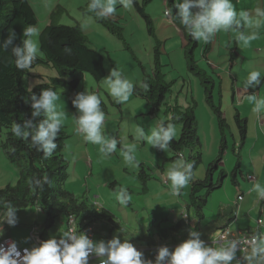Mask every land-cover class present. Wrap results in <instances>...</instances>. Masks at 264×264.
I'll return each mask as SVG.
<instances>
[{
    "label": "rangeland",
    "instance_id": "374dc122",
    "mask_svg": "<svg viewBox=\"0 0 264 264\" xmlns=\"http://www.w3.org/2000/svg\"><path fill=\"white\" fill-rule=\"evenodd\" d=\"M28 1L35 12L37 19V24L33 28L38 29V31L35 34L30 35L28 40V42H33L37 45L36 54H40L39 33L45 26L51 23L50 15L53 13L55 16L53 19L54 23L69 26L80 25L89 39L90 47L100 52L106 50L111 56V63L107 62L108 75L104 80L99 84L89 74H86L85 80L78 90L79 95L91 94L92 87L97 93L102 94V92H104L105 94V91L110 93L106 81L108 79H116V77L111 75L113 71L120 73V79L128 80L131 82L132 86H135L138 85V83H141L142 80L143 74L141 66H143L148 72L153 70V48L156 46L157 41L148 35L147 29L149 26L146 20L140 17L134 11V8L130 7L129 0H116L114 5L115 13L104 15L105 17H120L119 24L124 29L126 44L122 42V40L109 34L105 28L101 27L96 22L93 15L87 14L90 12L88 7L90 5V0ZM175 1V4L178 5L185 2V0ZM101 2L104 3L106 0H101ZM91 3H93V1H91ZM126 3H128V7H125ZM256 5L257 6H255L254 3L250 5V15H252V17L257 16L251 19V21H254V19L255 21L257 19L258 21L260 20V16L258 15L260 14V10H264L261 9L262 6H264V0L257 1ZM164 10V0H151V2L145 7V12L152 18L154 23L151 25L152 28L155 27L156 23L160 26L165 24L166 18L164 16ZM102 12L103 10L101 9L98 14L101 15ZM190 20L194 21L193 19ZM262 25L261 31L264 30V23ZM177 30L182 32L184 43L187 45L188 42L185 38L186 35L178 25ZM232 31L234 32L236 29L233 28ZM156 34L159 42L162 44L160 49L164 64L163 71L166 82L171 83V91L165 96L159 112L153 115L154 117H152L151 120H149V105L140 96L131 93L128 100L120 102L118 107L108 104L106 99H104L103 101L108 105L109 114L104 116V120L106 121L105 127L101 126L99 130L101 142L93 143L85 139L86 133L83 132L76 123L82 115L81 111L75 104L79 95L72 94L67 96L58 94L59 99L56 102L58 110L64 113V120L61 125L64 127L63 129L68 136L65 140L63 150L68 172V179L63 186L64 189L73 193L77 198H82L89 204L101 208L104 207L114 214V216L121 222L122 228L114 230L112 234L113 239H118L119 242L122 240L120 243H124L125 241L132 243L137 251L147 249L148 246H150V239L146 237H152L154 233V225H160V223H162L158 220L157 222L150 224L152 218L151 209L146 211V215L149 218L147 224H141L138 217L139 214L144 217L142 215L143 205H147L149 208H154V205L158 202H165V196L160 194L161 184L156 183L155 181L149 182L148 194L146 196L141 194L139 196L140 199L137 198V200H135L136 205L133 204L131 207H128L125 203L121 204L117 199V195L119 193L121 198H125L124 193L121 192L122 189H124L127 194L128 190L135 194L143 193V186L140 184L141 182L138 181L137 174H135L136 178L132 176V172L136 170V165L133 162L134 158L137 157L140 160L143 158L155 159V161H160L162 165L165 162L168 163L169 158L173 156L167 142L159 141L155 145L148 142V138L152 136L153 132L159 133V130H157L158 124L167 121L165 108L167 106L178 105L184 109L193 106L195 103L196 106L194 113L198 122V134L203 144V160L206 164L211 163L218 154L217 146L219 142V134L216 118L210 106L205 102L206 93L204 86L198 78L199 76H196V74L189 70L185 51L186 46H183L182 39L175 35L172 32V29H166L163 27L161 30L158 28ZM257 40L259 43L264 44V34L259 35ZM197 44V47L194 48L192 52L193 61L195 62L196 68L198 70L201 69L204 73V77H214L216 86L212 89V92L214 91L212 94L214 95L215 104H219L218 77L212 70L213 67H216L213 63H218V58L221 57L220 46L224 47V45L217 46L213 43V51L208 54V60H206L204 58L206 54L204 53L205 48H203L206 45V41L197 39ZM243 48H245V46L240 44L239 51ZM261 57H264V49L260 51L259 49L254 48L248 53L245 52L244 60L239 62V65L244 69H254L255 59ZM197 69L195 70L196 72H198ZM28 71V74L22 80V86L28 91L32 90L40 83L49 81L50 77L56 75L55 71L47 66H33L28 69ZM205 85L211 86L210 83H206ZM225 111L226 108H224V112ZM173 127L176 133L174 138H178L181 133V126L174 125ZM141 132L143 135L140 134ZM5 139L4 136L0 137V189L8 184L15 186L19 181L21 173L20 166L16 163L10 162L6 157L1 146ZM113 141H115L114 149L110 147ZM228 142L229 147L227 148L228 150L226 153L227 157H230V149L232 148V145L231 141L228 140ZM161 144L164 146L161 147ZM123 150L128 151L130 156L128 153H124ZM125 154L132 157L131 165L129 164V162L131 163V160L126 159ZM225 154L223 157H225ZM181 160L182 159H179V162ZM23 161L24 164H26L25 160ZM177 168H179V165H177L176 169ZM156 193L163 196V198L158 201H152L151 199H156L155 195L152 196ZM187 194L188 193L186 192V195ZM150 196L152 197L150 198ZM173 199L174 204L180 203V200H177L175 197H172V200ZM185 201L189 202V198L188 200L185 199ZM96 206L95 208L97 211L99 208ZM34 208L35 207H27L18 210L15 213V222L9 224L4 223L5 228H0L2 235L10 237L14 244L20 248H27L29 250L34 249V244L30 237L31 232L35 227L34 224L37 221L38 225H42L45 221L44 215H37V217L36 215H31L28 220H25L24 216L35 211ZM162 209L168 211L167 207H162ZM155 211L158 212V210ZM159 211L165 212L164 210ZM161 212L160 215L159 213L157 214L159 215L157 217L158 219H162ZM137 213L138 216L136 218ZM177 215L178 209L175 210L173 217L169 213L167 214L166 217L169 219V226L172 225V218H177ZM106 221L107 220L99 219L95 222L96 228L94 236L97 238H100V236L103 237L106 232L105 230L111 228V224ZM101 222L103 226H107V228L103 227L102 231L99 229ZM57 225L58 231L56 236L59 237L66 235L67 225L66 217L64 215L59 217ZM160 226L164 229L166 224ZM96 242L98 243L100 240H96ZM138 252L141 253L140 259L143 258L145 255L144 252ZM228 264H233V261H229Z\"/></svg>",
    "mask_w": 264,
    "mask_h": 264
},
{
    "label": "trees",
    "instance_id": "16d2710c",
    "mask_svg": "<svg viewBox=\"0 0 264 264\" xmlns=\"http://www.w3.org/2000/svg\"><path fill=\"white\" fill-rule=\"evenodd\" d=\"M91 1L89 4H92ZM150 2L151 0L135 2L134 8L138 15L146 20L149 26L148 35L157 41L153 48V70L148 72L140 65L143 74L142 80L138 85L132 86L131 93L140 96L148 103L149 115L153 116L159 112L165 96L170 93L171 83L166 82L163 71L164 64L160 49L162 44L157 38L156 27H151L152 18L145 12V7ZM190 3L189 12L196 18L203 12V9L196 3V0H190ZM99 11L100 9L97 7L91 9L87 14L93 15L96 22L109 34L125 43L124 29L121 25L98 14ZM54 18L52 13L50 15L51 23L39 33L40 54L35 55L29 66L21 68L17 63L20 56L17 55L16 50L20 49L21 55L26 54L25 42L29 40L30 35H25V29L33 28L37 24L36 14L28 0H0V137L6 138L1 146L10 162L16 163L21 168L17 184L15 186L8 184L0 189V218L5 219L8 223L11 220L13 223L18 210L27 207L39 208L45 216V221L38 231L44 242L56 238L57 223L61 215L76 217L80 231L84 227L93 226L97 220L103 219L111 224L107 235V240L111 242L114 230L122 228L121 222L107 209L100 208L96 211L93 204H89L82 198H77L63 187L68 179L67 162L63 155L65 140L68 136L64 127L62 125L58 127L51 139V143L55 147L47 152L42 143L33 139L40 125L43 124L47 127L45 122H51L45 109H39V115H33L37 111L33 104L40 100L44 91L67 96L79 95L78 90L85 80V75L89 74L100 84L108 75L107 62L111 63V56L106 50L100 52L90 47L89 39L80 25L56 24ZM174 23L186 35L188 44L185 45V51L189 70L199 76L198 78L204 86L205 102L215 115L220 136L218 154L207 165L206 177L203 180H196L193 177L194 171L203 161L198 122L194 113L196 104L184 109L178 105H166L167 121H164L161 127L167 129L169 125L181 126L179 137H173L167 141L173 154L169 161H177L183 157L190 185L189 202L186 203L185 210L189 214L191 209L196 217L202 219L207 198L212 191L219 187L221 178L225 177V173L222 170L218 171V167L227 149L228 124L220 105L215 104L212 100L213 82L211 77H204V73L201 69L196 68L193 61L192 52L198 44L192 34V25L183 23L182 17L178 16L176 12L174 13ZM206 35L208 39L204 46V53L207 54L212 46V36L211 33H206ZM38 65L53 69L56 75L28 91L22 86V80L28 74V69ZM196 69L198 72L195 71ZM206 83H210L211 86L205 85ZM92 88L91 94L96 95L100 100L99 109L104 115L109 114L108 105L103 101L104 99L108 104L119 106V103L116 99L111 98L108 91L101 94ZM235 123L239 130L240 141H243L246 135V120L240 119L236 114ZM14 126L18 127L19 135L13 130ZM25 133L27 135H24ZM217 171L218 181L215 183L214 177ZM237 173L236 168L233 171V179ZM137 179L141 182L143 189H148L147 184L152 177L149 173L141 170L137 174ZM126 204L128 207L132 206L130 202ZM153 223L152 218L150 224ZM198 225L195 230H191L182 219H179L169 227L160 228L159 236L165 237L171 233L179 232H188L192 235L199 231Z\"/></svg>",
    "mask_w": 264,
    "mask_h": 264
},
{
    "label": "crops",
    "instance_id": "0c3cea01",
    "mask_svg": "<svg viewBox=\"0 0 264 264\" xmlns=\"http://www.w3.org/2000/svg\"><path fill=\"white\" fill-rule=\"evenodd\" d=\"M167 0H164V2ZM257 1L263 0H229V3L233 6V11L235 12L234 22L227 26V28H217L214 29L211 33L212 36V45H224L221 47V57L218 58V63H213L216 67H213L214 74L218 77V87H219V98L218 102L223 110V116L228 124V140L231 141L232 148L230 149V157H227L226 149L225 157L224 154L222 156V161L218 167V171L222 170L225 173V177L221 178L220 185L217 189L212 191V193L207 198L206 205L203 209L202 219L196 217L192 210H189L188 214V223H184L189 226V229L195 230L196 225H198L199 231H197V236L191 235L188 232H179V233H171L165 237H160V225L166 224L168 225L169 219L166 217L169 213L172 215L175 213V210L178 209L177 218H172V224L174 222L181 219L180 214L184 213V206L186 205L189 194H190V185L187 184V187L179 189V192H173L171 181L168 180L167 174L170 170L181 171L187 175L186 167L184 166V161H169L165 162L161 165L160 161H155L152 159H142L134 158L133 162L136 165V170L132 172V176L135 177V174H138L139 171L144 170L149 173L152 179L149 181H155L156 183L161 184L160 194L165 196V202H158L154 205V208H149L147 205H143L142 215L138 213L136 214L139 217V222L141 224L148 222L149 218L146 215V211L151 209L152 218L154 223L159 220L162 223L160 225H154V233L153 236L146 237L149 238V245L147 249H141L138 251L144 252V257L141 258V262L149 258H154L159 254V250L161 248H167L169 253L175 250V246H179L181 243L187 240H199L201 243L206 240L214 237L217 232L231 229L234 233H239L243 231H253L258 236V241L254 246L249 247L246 253L242 256V261L240 264H264V252L255 251L254 249H258L261 246V243L264 242V195L261 192H264V57L255 59V68L254 69H244L239 65V62L244 60L245 52L252 51L254 48L259 49L260 51L264 49V44L259 43L257 37L261 34H264V30L261 31V26L264 23V10H260L259 21L258 19L255 21H251V19L257 17L250 15V5L255 4ZM199 4V0L196 1ZM205 4L210 2L209 0H204ZM174 9V7H171ZM261 9H264L262 6ZM243 14V15H242ZM190 19H193L190 17ZM194 20V19H193ZM156 33L158 28L161 30L163 27L166 29H172V32L179 36L182 39L183 46L185 45L182 32L177 30V26L175 24H171L169 20L165 21V24L160 26L159 24H155ZM235 28L236 31H232ZM243 36L245 40L248 41L247 44H244L241 41L240 37ZM254 37V38H253ZM217 43V44H216ZM240 44H243L245 48L239 51ZM213 47L211 46L210 51L205 54L204 58L208 60V54L212 53ZM204 48V47H203ZM243 56H241V55ZM213 66V65H211ZM215 68V69H214ZM243 68V69H241ZM251 71H259L261 75L259 76V82H247V77ZM211 77V81L213 82V88L216 86V82L213 76ZM214 92V91H213ZM212 92V93H213ZM249 97H254L253 100L249 101ZM212 100L214 101V95L212 94ZM215 103V101H214ZM224 108L226 111L224 112ZM256 109L253 111V109ZM238 114L239 118H243L246 120V135L243 141H240V134L238 127L235 123V115ZM154 116H150L149 120ZM164 122H161L157 126V130H160L161 125ZM215 139V136H214ZM219 142L217 146V150H219L220 145V136H218ZM201 148L203 147L201 141ZM229 147V142L227 143V148ZM216 150V151H217ZM124 153H130L126 150H123ZM218 152V151H217ZM203 154V152H202ZM156 157V156H155ZM132 158V157H131ZM203 159V156H202ZM131 163L132 164V159ZM209 164V163H208ZM204 160L201 165L194 171V178L196 180H203L206 177V168L207 165ZM177 165L179 168L176 169ZM143 168V169H142ZM237 168L238 173L235 175V179H233V171ZM218 171L215 174L214 182L218 181L217 175ZM253 179H249V177ZM136 178V177H135ZM235 181V183H234ZM148 182V184H149ZM116 183V182H115ZM148 189H142L143 193H134L130 192L127 195H130L131 199L125 198L126 202H130L136 205L135 200L140 199L139 196L142 194L143 196L147 195L149 192ZM259 184L260 188L254 189V185ZM186 192L188 193L186 195ZM158 193V192H157ZM155 195L156 199H151L152 201H158L163 196L160 194ZM150 196V198L152 197ZM188 196V197H187ZM175 197L177 200H180V203L174 204ZM241 197V198H240ZM147 199V198H146ZM146 201V200H145ZM146 203V202H144ZM96 206V205H94ZM99 209L101 207L96 206ZM162 207H167L166 209H162ZM104 208V207H103ZM35 211L30 214H26L24 216L25 220H28L31 215L37 217V215H43L42 212L36 208ZM193 209V208H192ZM155 210H158L156 212ZM159 210H164L165 212H161ZM162 219H158L157 217L160 215ZM159 213V215H157ZM155 216V218H154ZM164 217V218H163ZM151 218V219H152ZM200 219V220H199ZM262 219V223L258 224V220ZM199 220V221H198ZM15 222V219H14ZM107 222V221H106ZM4 223H8L3 218H0V228H5ZM37 228H40L42 225H38L37 221L34 224ZM33 225V226H34ZM32 226V227H33ZM107 228V226H103L102 222L99 226V229ZM92 228V239L90 246L96 255L104 256L108 251L110 242L107 240V235L109 228L105 230L103 237L97 238L94 236L95 234V223L91 227ZM63 236H59L53 239V241H60ZM82 235H79L81 237ZM113 237V235H111ZM84 237V236H83ZM96 237V238H94ZM1 238H10L2 235L0 232ZM96 240H100V242H96ZM122 241V240H121ZM120 241V242H121ZM132 244V243H130ZM94 245V246H93ZM103 246L106 251L101 253L98 251V248ZM205 245H202L204 248ZM206 248V247H205ZM204 248V249H205ZM147 257V258H146ZM170 257L166 256L163 260H169ZM99 260V258L94 261Z\"/></svg>",
    "mask_w": 264,
    "mask_h": 264
},
{
    "label": "clouds",
    "instance_id": "9594fccd",
    "mask_svg": "<svg viewBox=\"0 0 264 264\" xmlns=\"http://www.w3.org/2000/svg\"><path fill=\"white\" fill-rule=\"evenodd\" d=\"M92 1L93 3L88 6L89 10L98 7L100 11L101 9L103 10V12L101 13V15L103 16L105 14L115 13L114 5L116 3V0H106V2L104 3H102L101 0ZM141 1L142 0H129L130 7L134 8L135 2ZM175 2V0H167L164 2V16L166 20H169L171 24H174V13L176 12L178 16L182 17L183 23L192 24V34L198 40L206 41L208 39L206 33H212L214 29L221 27L227 28L228 25L234 22L238 23L237 21H234V17L236 14L233 11V6L231 5V3H229V0H210V2L207 4H205L204 0H199V6L203 9V12L201 14H198L195 19L189 12V8L191 6L190 0H185L183 4L179 5L175 4ZM172 6L174 7V9L171 8ZM125 7H128V3L125 4ZM134 11L137 13L135 8ZM190 17H192L194 21L190 20ZM106 18H108L109 20H113L114 22H120V17L118 16H111ZM37 31L38 29H34L31 27L26 28L25 35L27 36L35 34ZM240 39L244 44L248 43V41L245 40L243 36H241ZM25 45V55H21L20 49L16 50L17 55L20 56V59L17 63L21 68L29 66L37 53V45L35 43L26 41ZM111 75L113 77H116V79L114 80L108 79L106 81L111 96L116 98L117 103L127 101L132 90L131 82H129L128 80L120 79V73L117 71H113ZM260 75L261 73L259 71H251L247 77V82L251 83L255 81L258 83V78ZM58 99L59 96L56 92L44 91L40 100L33 104V107L37 109V111L34 112L33 115H39V109H45L49 114V120L51 121L45 122L47 124V127H45L43 124L40 125L36 135L33 137L35 141L42 143L43 148L46 152L55 147V145L51 143V139L64 120V113L58 110V105L56 103ZM248 99L249 101H251L254 99V97H249ZM75 104L82 113L76 123L83 130V132L86 133L85 139L93 143H100L101 137L99 135V130L101 126L105 127L106 121L104 120V116L107 115H104L99 109L100 100L94 94L79 95L77 97V100L75 101ZM255 110L256 109L254 108L253 111ZM13 130L18 135L20 134L18 127L14 126ZM140 134L143 135L142 132ZM175 134L176 133L174 127L172 125H169L167 129L161 128L159 130V133L153 132L152 136L148 138V142L152 145H155L159 141L167 142L172 139ZM24 135L27 134L25 133ZM163 146L164 145L161 144V147ZM110 147L114 149L115 141L112 142ZM125 156L126 159H131V157L127 156V154H125ZM180 159L183 160V157H180ZM167 178L171 181L172 191L176 193L179 192V189L187 186L189 180V177L185 175V173L176 170H170L167 174ZM259 188V184L254 185V189L258 190ZM121 192L124 193V197L126 199H131L130 195H127L124 189H122ZM261 194L264 195V192H261ZM125 198H121V195L118 193L117 199L121 204L125 203ZM36 209L40 210L39 208ZM183 214H187L188 216V213L185 211L184 213L180 214L181 219L185 223H188V220H185L183 218ZM68 216H66V225ZM9 223H12V221L9 220ZM34 229H36L37 236L43 241V244L35 250H30L31 253L25 257L26 264H82L83 259L86 257L85 249L87 247H90L89 242L83 236L79 237V239H76L74 244H72L71 246L65 245L64 252L61 254L58 251V247L55 241L48 240L44 242V240L38 234L40 228H37V226H35L33 230ZM192 235H196V233H192ZM1 239L11 240V238ZM175 247V250L171 253H169L167 248H161L157 257L158 261L163 260L166 256L170 257V264H217L218 261L226 262L232 259V255L230 253L202 248L201 242L199 240H187L181 243L179 246L176 245ZM98 251L103 253L106 251V249L103 246H100L98 248ZM107 251L108 260L111 262V264H142L140 260L141 253H139L134 248V246L127 241H125L124 243H120L118 239L114 238L110 242ZM255 251L264 252V242L261 243V246L258 249H254V252ZM0 264H16V262L9 261L8 257L5 255L0 256ZM102 264H107V262H102Z\"/></svg>",
    "mask_w": 264,
    "mask_h": 264
},
{
    "label": "built area",
    "instance_id": "2783aa9c",
    "mask_svg": "<svg viewBox=\"0 0 264 264\" xmlns=\"http://www.w3.org/2000/svg\"><path fill=\"white\" fill-rule=\"evenodd\" d=\"M249 179H253L251 176ZM241 198V197H240ZM183 218L188 220L187 214H183ZM262 223V219L258 220V224ZM78 221L74 216H68L67 218V233L63 239L56 242L59 253H63L65 245L71 246L74 244L76 239H79V235L84 236V238L91 243L92 239V228L84 227L82 231L78 230ZM31 239L34 243V250L39 248L43 241L37 236L36 229L33 230L31 234ZM258 241V236L253 231H243L239 233H234L231 229H225L217 232V234L201 243L205 245V249H211L213 251H223L230 253L232 255L233 264H240L242 261V256L246 253L249 247L254 246ZM176 248V247H175ZM86 257L83 259L82 264H102V262H107L111 264L108 260V252L104 256H97L93 249L87 247L85 249ZM31 253L30 250L26 248H20L15 245L10 239L0 240V256H7L9 261H15L16 264H26L25 257ZM158 255L154 258H149L142 262V264H170L169 260L158 261ZM99 258V260L94 261ZM229 261H218L217 264H228Z\"/></svg>",
    "mask_w": 264,
    "mask_h": 264
}]
</instances>
